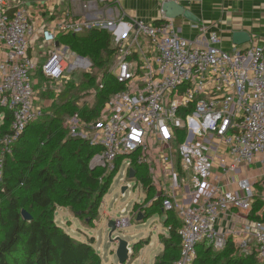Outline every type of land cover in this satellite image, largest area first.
Returning a JSON list of instances; mask_svg holds the SVG:
<instances>
[{
  "label": "built area",
  "instance_id": "1",
  "mask_svg": "<svg viewBox=\"0 0 264 264\" xmlns=\"http://www.w3.org/2000/svg\"><path fill=\"white\" fill-rule=\"evenodd\" d=\"M192 26L200 31L197 42L180 35L163 12L159 23L127 20L121 0H0V107L13 116L0 141V178L13 145L43 114L37 75L60 84L71 71L92 67L59 37L108 31L116 47L109 71L122 87L95 120L82 121L76 113L64 122L101 147L90 166L112 171L122 157L125 175L139 151V162H155L150 173L157 195H164L163 209L175 211L181 222L180 256L172 264H194L199 244L221 250L230 238L241 254L255 252L264 264L263 221L246 217L229 229L221 226L225 213L251 211L257 184L264 200V43L235 45L229 53L218 34L206 36L205 26ZM216 160L224 173L218 182L230 177L237 189L221 192L212 185L211 195L197 204L179 202L180 184H190L196 196Z\"/></svg>",
  "mask_w": 264,
  "mask_h": 264
},
{
  "label": "trees",
  "instance_id": "2",
  "mask_svg": "<svg viewBox=\"0 0 264 264\" xmlns=\"http://www.w3.org/2000/svg\"><path fill=\"white\" fill-rule=\"evenodd\" d=\"M59 40L76 54L89 58L92 66L102 73H78V82L68 81L56 99L46 98L52 100L50 105L44 108L40 117L30 122L21 139L13 145L12 153L6 156L0 179V264H104L93 241L77 240L56 222L55 210L57 205L69 207L78 218L91 224L98 218L101 200L108 193L112 178L123 161L122 157L118 158L112 171L91 167L90 161L101 147L69 134L68 128L64 127L66 119L76 113L82 121L95 120L110 95L121 89L109 71L116 47L111 33L104 30L64 34ZM100 78L104 84L102 89ZM47 80L43 78V81ZM92 88L96 94L89 104L85 97ZM49 107L53 108L52 113H46ZM0 114L6 120L0 127L1 141L11 130L13 116L2 107ZM10 156L14 157L10 159ZM68 163L71 167L66 166ZM142 165L133 156L131 168L151 199L154 185ZM261 189L258 184L259 193L249 218L264 222ZM163 198L161 194L152 201L150 208L154 212H164ZM23 210L31 214V220L24 218ZM172 212L175 211L166 213ZM175 215L177 222L170 226V239L164 240L163 257L157 264H172L180 256L178 229L181 222L176 212ZM214 251L212 246L199 244L194 264H261L255 252L241 254L234 238L229 239L224 249Z\"/></svg>",
  "mask_w": 264,
  "mask_h": 264
},
{
  "label": "rangeland",
  "instance_id": "3",
  "mask_svg": "<svg viewBox=\"0 0 264 264\" xmlns=\"http://www.w3.org/2000/svg\"><path fill=\"white\" fill-rule=\"evenodd\" d=\"M39 44L40 41L38 42ZM228 52L231 53L232 51ZM99 71L101 70L98 67L92 66L89 70L76 69L71 71L69 73L70 76L60 84L51 80L44 81L42 85L36 86L35 97L42 104L48 106L50 105V101L46 98L54 97L56 99L61 91L64 90L65 84L68 81L78 82L77 78L80 76L78 73H102V71ZM100 76L102 77V74ZM38 77L43 82L44 77L41 74ZM98 81L99 79H97L96 85ZM95 94L96 90L92 88L90 94L85 97L87 103H92ZM52 111L53 108L51 107L46 109V113H52ZM5 122L6 120L3 118V115L0 114V127ZM80 130L88 131L90 134H94L95 132V129L83 125H81ZM67 132L77 137H82L80 134L73 133L71 128H68ZM140 153L141 151L134 156L137 157ZM13 157L10 156V159ZM154 165L155 162L149 164L143 163L142 165L143 171L151 176L153 184L154 176L150 172L152 171L151 168H156ZM66 166L71 167V164L68 163ZM119 166L118 172L112 178L108 193L101 200L98 218L95 221L87 224L84 220L78 218L71 208L57 205L55 210L56 222L77 240L93 241V246L104 264H157V261L163 257L164 240L170 239V226L173 222H177L175 212L166 213V210L164 212H154L150 207L154 198L158 197V189H153V198L148 199L147 190L141 181H138L136 176L131 180L129 173L124 175L127 162L122 161ZM240 175L241 173H237L235 179ZM129 180L131 181L130 186L128 185ZM127 185L129 186L128 189L123 191L124 186ZM261 191H263V187ZM262 201L264 204V200ZM139 215H141V218ZM112 219L116 223L119 222L113 238L117 236L123 237L131 242L132 245L133 252L124 263L119 262L116 254L118 244L111 241L109 236V221ZM206 246H208V243H206ZM214 250V252L217 251L216 249Z\"/></svg>",
  "mask_w": 264,
  "mask_h": 264
},
{
  "label": "crops",
  "instance_id": "4",
  "mask_svg": "<svg viewBox=\"0 0 264 264\" xmlns=\"http://www.w3.org/2000/svg\"><path fill=\"white\" fill-rule=\"evenodd\" d=\"M168 0H121V5L126 13V19L141 18L147 23H152L160 20L162 17L161 5ZM183 5L191 12L199 22L192 21L185 16H180L173 19L175 27L180 35L190 39L191 41H199L200 31L192 26L193 23H198L206 27V36L210 33L218 34L222 42L220 47L225 51H232L235 44L233 43V32L238 30L247 31L251 40L242 45H237L241 49H246L254 45L264 43V0H174ZM5 49L0 45V60L3 57ZM114 60V59H113ZM39 75H37L38 77ZM39 79V77H38ZM40 86L44 83L39 80ZM46 87V86H45ZM50 103L52 100H49ZM44 108L47 105L43 104ZM212 177L206 185L197 190L196 196L190 194L196 189L190 184H180V195L177 197L186 205H195L203 198L210 196L212 193V185H218L220 191L224 192L227 188L237 189V185L232 183L230 177L224 176L220 183V176L223 175V169L219 166L216 160L213 166ZM217 176L219 177L217 179ZM226 183H229V185ZM233 184V185H232ZM154 185V184H153ZM184 187V188H183ZM156 189V187H154ZM185 189L186 196L183 193ZM246 217L249 213L235 211L234 213H225L221 220V226L224 229L234 227ZM131 242H129L130 250ZM144 250V249H143ZM130 251V254L132 253Z\"/></svg>",
  "mask_w": 264,
  "mask_h": 264
},
{
  "label": "water",
  "instance_id": "5",
  "mask_svg": "<svg viewBox=\"0 0 264 264\" xmlns=\"http://www.w3.org/2000/svg\"><path fill=\"white\" fill-rule=\"evenodd\" d=\"M161 11L164 13L165 18L175 19L180 16H185L192 21L199 22V20L191 12H189L183 5L174 0H168L163 2L161 5ZM232 39L235 45H242L244 43L249 42L251 40V36L247 31L238 30L233 32ZM56 44L58 45L59 42H57ZM129 176L130 179H133L135 177V172L133 169H130ZM128 187V185L124 186L123 191L127 190ZM22 213L26 220L32 219L31 214L28 213L26 210H23ZM139 217L141 218V215H139ZM109 228V236L111 238V241H114L118 244L116 254L119 259V262L124 263L130 257L129 241L120 236L113 238V234L117 231L115 220L112 219L109 221Z\"/></svg>",
  "mask_w": 264,
  "mask_h": 264
},
{
  "label": "bare ground",
  "instance_id": "6",
  "mask_svg": "<svg viewBox=\"0 0 264 264\" xmlns=\"http://www.w3.org/2000/svg\"><path fill=\"white\" fill-rule=\"evenodd\" d=\"M146 23V22H145Z\"/></svg>",
  "mask_w": 264,
  "mask_h": 264
}]
</instances>
